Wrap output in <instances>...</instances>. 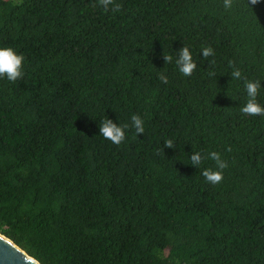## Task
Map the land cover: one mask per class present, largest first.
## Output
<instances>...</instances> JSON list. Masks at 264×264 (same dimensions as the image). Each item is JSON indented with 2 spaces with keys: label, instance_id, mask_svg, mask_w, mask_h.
<instances>
[{
  "label": "trees",
  "instance_id": "16d2710c",
  "mask_svg": "<svg viewBox=\"0 0 264 264\" xmlns=\"http://www.w3.org/2000/svg\"><path fill=\"white\" fill-rule=\"evenodd\" d=\"M117 2L0 0V47L25 56L0 78V232L43 264H264V116L240 111L244 78L264 85V0ZM133 114L144 134L99 135ZM197 151L228 162L222 183Z\"/></svg>",
  "mask_w": 264,
  "mask_h": 264
},
{
  "label": "clouds",
  "instance_id": "9594fccd",
  "mask_svg": "<svg viewBox=\"0 0 264 264\" xmlns=\"http://www.w3.org/2000/svg\"><path fill=\"white\" fill-rule=\"evenodd\" d=\"M249 4L255 5L258 0H248ZM234 0H223V7L226 10H230L233 7ZM98 4L103 8L105 12L111 11L112 13H119L122 10L123 5L118 3L117 0H98ZM202 56L207 59L214 55V50L210 47H204L201 52ZM165 64L173 62L172 55H164ZM175 65L178 71L185 77H190L197 69V63L193 59L192 52L188 46H183L177 52L175 58ZM230 66L233 68L230 73L232 80H239L242 78V72L239 68H236L234 62H230ZM25 56L22 53H18L16 49L10 46L0 47V78H6L9 82L15 83L17 80L22 79L25 75ZM209 77H215V72H209ZM158 78L162 83H168V77L165 72L158 73ZM262 85L259 79L248 80L244 78V88L246 92V103L241 107L242 114L248 116H264V104L260 103L258 96ZM129 129H133L135 134H144L145 121L138 115L133 114L130 118V123H117L112 119L105 116L101 120L99 126V135L105 140L110 141L114 145H121L126 139V132ZM165 147L174 148V142L172 139L165 141ZM231 149L229 148L228 151ZM205 160L213 161L215 167H207L202 171V176L206 182L211 185H217L224 180V170L228 168V162L222 159L219 152L211 151L203 153L201 151L193 152L190 156L191 165L194 167H200Z\"/></svg>",
  "mask_w": 264,
  "mask_h": 264
},
{
  "label": "water",
  "instance_id": "95a60500",
  "mask_svg": "<svg viewBox=\"0 0 264 264\" xmlns=\"http://www.w3.org/2000/svg\"><path fill=\"white\" fill-rule=\"evenodd\" d=\"M0 264H43L12 238L0 232Z\"/></svg>",
  "mask_w": 264,
  "mask_h": 264
}]
</instances>
